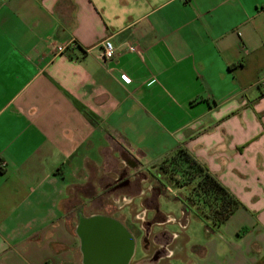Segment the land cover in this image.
<instances>
[{"label": "crops", "instance_id": "obj_1", "mask_svg": "<svg viewBox=\"0 0 264 264\" xmlns=\"http://www.w3.org/2000/svg\"><path fill=\"white\" fill-rule=\"evenodd\" d=\"M179 148L240 202L223 225L162 208ZM100 216L124 264H264V0H0V264H87Z\"/></svg>", "mask_w": 264, "mask_h": 264}, {"label": "trees", "instance_id": "obj_2", "mask_svg": "<svg viewBox=\"0 0 264 264\" xmlns=\"http://www.w3.org/2000/svg\"><path fill=\"white\" fill-rule=\"evenodd\" d=\"M158 171L178 187H189L193 203L216 225H223L240 207L218 178L184 148L164 159Z\"/></svg>", "mask_w": 264, "mask_h": 264}, {"label": "water", "instance_id": "obj_3", "mask_svg": "<svg viewBox=\"0 0 264 264\" xmlns=\"http://www.w3.org/2000/svg\"><path fill=\"white\" fill-rule=\"evenodd\" d=\"M80 234L87 264H124L135 247L131 233L112 218L82 220Z\"/></svg>", "mask_w": 264, "mask_h": 264}, {"label": "rangeland", "instance_id": "obj_4", "mask_svg": "<svg viewBox=\"0 0 264 264\" xmlns=\"http://www.w3.org/2000/svg\"><path fill=\"white\" fill-rule=\"evenodd\" d=\"M163 176V179H164V183L166 186H170L173 188L174 191H166V195L167 197H171V199H161L162 200V208L164 210H168V211H173V212H176L177 210L179 212H181V208H182V205L180 204L181 201L179 200L178 202L174 199H172L174 196H178L180 195L179 197H182V196H191V192H190V189L189 187H178L173 181H171L170 179L166 178L164 175ZM161 176V177H162ZM165 192V191H164ZM187 202V200H186ZM124 214H127V219H128V228L132 231V225H131V219H130V215L127 213V211H124L123 212ZM178 218H181V216H177ZM176 217V219H177ZM179 223V222H178ZM177 223L178 227H179V224ZM133 232V231H132ZM134 233V232H133ZM140 242V240H139Z\"/></svg>", "mask_w": 264, "mask_h": 264}, {"label": "built area", "instance_id": "obj_5", "mask_svg": "<svg viewBox=\"0 0 264 264\" xmlns=\"http://www.w3.org/2000/svg\"><path fill=\"white\" fill-rule=\"evenodd\" d=\"M75 42H70L69 44H59L56 46V52L57 53H62L67 47L74 45ZM102 56L105 60H111L115 57L116 53H117V47L115 46L114 42L110 39H106L104 40L103 44H102ZM129 50L133 51V52H142L141 49L134 45V44H130L129 45ZM124 79L126 81H130L126 76H124ZM141 219H144V216L142 215L140 217Z\"/></svg>", "mask_w": 264, "mask_h": 264}, {"label": "flooded vegetation", "instance_id": "obj_6", "mask_svg": "<svg viewBox=\"0 0 264 264\" xmlns=\"http://www.w3.org/2000/svg\"><path fill=\"white\" fill-rule=\"evenodd\" d=\"M155 187H156L155 185H152V188H153V189H156ZM144 221H145V222H148L146 219H145Z\"/></svg>", "mask_w": 264, "mask_h": 264}]
</instances>
